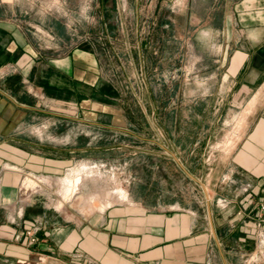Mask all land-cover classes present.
Instances as JSON below:
<instances>
[{"label": "rangeland", "instance_id": "rangeland-1", "mask_svg": "<svg viewBox=\"0 0 264 264\" xmlns=\"http://www.w3.org/2000/svg\"><path fill=\"white\" fill-rule=\"evenodd\" d=\"M2 1L50 50L81 46L99 60L101 99L116 116L103 129L70 118L80 158L61 173L7 169L19 192L3 193L23 199V216L31 207L40 215L90 211L106 199L198 200L221 243L211 264H264V74L249 81L257 71L244 59L264 40V16L245 0ZM96 91L88 84V98ZM78 168L79 188L58 208ZM27 176L40 188L25 190Z\"/></svg>", "mask_w": 264, "mask_h": 264}, {"label": "crops", "instance_id": "crops-1", "mask_svg": "<svg viewBox=\"0 0 264 264\" xmlns=\"http://www.w3.org/2000/svg\"><path fill=\"white\" fill-rule=\"evenodd\" d=\"M245 1L259 17L264 16V0ZM2 3L0 0V264H211L216 249L222 254L221 243L209 210L202 213L198 200L194 204L148 205L106 199L90 211L40 215L31 207L23 216L27 205L23 199L7 198L3 191L19 192L10 182L7 168L12 169L8 166L55 175L80 158L70 118L78 125L103 129L114 124L116 116L115 109L102 102L103 77L94 55L81 46L72 50L51 44L58 48L50 50L40 42L45 38L8 17L9 10L12 15L16 10ZM244 59L257 71L244 78L256 81L264 74V40ZM88 84L98 89L94 95L99 98H88ZM28 115L31 119H26ZM28 127L39 134H26ZM83 135L85 138L86 133ZM32 230L36 232L32 234Z\"/></svg>", "mask_w": 264, "mask_h": 264}, {"label": "bare ground", "instance_id": "bare-ground-1", "mask_svg": "<svg viewBox=\"0 0 264 264\" xmlns=\"http://www.w3.org/2000/svg\"><path fill=\"white\" fill-rule=\"evenodd\" d=\"M87 166V165H86ZM10 169H14V167L13 166H8ZM8 169V168H7ZM14 170H16V171H19V169H14ZM83 170V169H82ZM77 171V172H76ZM93 171V170H92ZM72 174H71V172H70V174H68L67 176H66V178H65V182H67L66 183V186L64 187L65 188V191H64V199L62 198V200H60L59 201V203H58V207L60 208V207H62L63 206V203H64V201L66 200V199H69V197L71 198V195L73 194V193H75L76 192V190L79 188V183H80V181H81V179H83V178H81L82 177V175H80V172H79V168L78 169H72ZM74 172H75V174L76 175H74ZM83 173V172H82ZM18 174V173H17ZM18 176V175H17ZM20 176V175H19ZM42 178V177H41ZM44 179V178H43ZM46 179V178H45ZM19 180V177H17V181ZM43 181V180H42ZM46 181V180H45ZM47 182L48 183H50L51 182V180L48 178L47 179ZM40 183H42V182H40V179H38V180H34V179H32V178H30L29 176H27V177H25L24 179H22V181H21V186L22 187H24L25 188V190H28V189H31V190H33V189H38V188H40V186H41V184ZM44 183V182H43ZM65 184V183H64ZM35 191V190H34ZM119 193L121 194V197L122 198H126L125 197V195L123 194V193H125V190H122V189H120V191H119ZM108 201V200H107ZM124 201V200H123ZM102 203V202H101ZM112 203V202H111ZM103 205V204H102ZM101 205V206H102ZM105 208V207H104Z\"/></svg>", "mask_w": 264, "mask_h": 264}, {"label": "built area", "instance_id": "built-area-1", "mask_svg": "<svg viewBox=\"0 0 264 264\" xmlns=\"http://www.w3.org/2000/svg\"><path fill=\"white\" fill-rule=\"evenodd\" d=\"M259 206H260V211H264V200L259 202ZM32 231H33L32 234H34L36 232V230H32ZM32 240H35L34 236H32Z\"/></svg>", "mask_w": 264, "mask_h": 264}]
</instances>
